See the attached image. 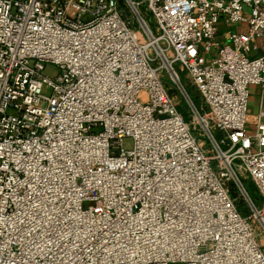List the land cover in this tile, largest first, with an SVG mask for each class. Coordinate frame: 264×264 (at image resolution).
<instances>
[{
  "label": "built area",
  "instance_id": "1",
  "mask_svg": "<svg viewBox=\"0 0 264 264\" xmlns=\"http://www.w3.org/2000/svg\"><path fill=\"white\" fill-rule=\"evenodd\" d=\"M0 264H264V0H0Z\"/></svg>",
  "mask_w": 264,
  "mask_h": 264
},
{
  "label": "rangeland",
  "instance_id": "2",
  "mask_svg": "<svg viewBox=\"0 0 264 264\" xmlns=\"http://www.w3.org/2000/svg\"><path fill=\"white\" fill-rule=\"evenodd\" d=\"M151 23H152V20H151ZM45 73L50 75V76H54L55 74L58 73V68L54 64L48 63L45 66ZM182 78L186 82L187 88H188L189 92L192 94L194 100L196 101L197 104H199L200 95H199L198 91L194 88L192 83L190 82L188 72L182 73ZM164 81H165L167 88H169L170 90L173 89L172 88V82L170 81L166 72L164 73ZM174 95H176V97L181 102V106H180L181 111L186 114L188 111V108L186 106V103L183 101L182 96L180 94H177L176 92H174ZM260 100H261V88L259 86L251 87L250 101H249V120L252 123L257 118ZM253 131H254V126H252V129H251V132H253ZM244 183H245L246 188L248 189V191L252 195L253 199L255 200V202L259 206H261L262 200H261V197H260L258 190L256 189L254 183L250 179H244Z\"/></svg>",
  "mask_w": 264,
  "mask_h": 264
},
{
  "label": "trees",
  "instance_id": "3",
  "mask_svg": "<svg viewBox=\"0 0 264 264\" xmlns=\"http://www.w3.org/2000/svg\"><path fill=\"white\" fill-rule=\"evenodd\" d=\"M240 207H241V209H242V213H243V214H246V213H247V210H246V208L244 207V203L241 202Z\"/></svg>",
  "mask_w": 264,
  "mask_h": 264
}]
</instances>
